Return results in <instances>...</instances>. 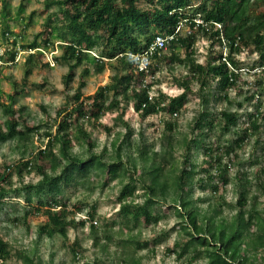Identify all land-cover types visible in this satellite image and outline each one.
<instances>
[{
  "label": "trees",
  "instance_id": "obj_1",
  "mask_svg": "<svg viewBox=\"0 0 264 264\" xmlns=\"http://www.w3.org/2000/svg\"><path fill=\"white\" fill-rule=\"evenodd\" d=\"M262 1L46 0L41 13L47 15L41 31L31 42L21 45L27 51L25 75L20 82L5 76L13 84V91L6 97L0 94V106L6 115L0 125V149L10 140L17 141V147L24 148H20L21 157L17 162L6 160L0 163V211L10 202L17 203L14 198L25 193V218L43 220L39 226V238L44 234L66 236L69 227L77 223L75 216L83 215L85 210L83 202L73 201L65 195L66 190L72 185L89 187L93 176H98L101 182L92 189L106 187L120 179L122 186L116 203L122 223L130 230L140 225L150 227L163 218V211L172 209L181 219V237L167 250L175 253L184 264L201 259H205V264H264V258L258 256L260 250L264 251V206L261 210L250 206L245 172L236 174L239 197L232 217L224 215V205L234 206L222 194H219L220 202L207 209H202L194 200L197 187L215 196L221 189L226 190L232 183L229 172L240 160L239 149L255 138L256 145L260 141L264 127V10L259 6ZM54 6L58 7L56 11L51 10ZM3 11L2 17L7 18V7ZM23 11L24 2L17 10V18L23 16ZM197 17L203 23L197 25ZM217 24H221V28ZM4 27L0 29V38L6 39V45L12 42L9 35L21 37V34L14 35L8 24ZM178 28L186 35L181 34L174 42L170 55H153L148 71H140L139 62L132 59L130 53L145 52L156 36L172 35ZM200 34L208 37L212 46L220 44V50L211 51L205 64L199 63L195 57L194 46ZM57 36L61 39V53L53 58L56 64L68 68L64 75L66 88L74 80L76 69L82 67L79 85L73 93L66 90L64 103L56 109L54 117L44 106L47 120L38 125L29 124L20 115L25 107L15 108L14 101L17 96L26 94L30 85H36L29 80L30 64L41 62L40 67L44 69L50 65L47 54L55 47ZM179 48H183L184 56L176 52ZM242 50L258 53L251 68L257 70L252 81L244 79L239 71L242 67L236 54ZM91 51L96 55L93 56ZM14 60L15 54H10L6 46L2 61L13 65ZM163 63L187 68L183 78L175 79L183 92L172 97L159 91L151 98V88L159 81L156 76ZM107 67L113 71L109 82L86 95L83 91L87 85L85 78L93 69L101 73ZM2 75L3 70H0V77ZM194 80L199 83L198 94L206 108L194 118L191 137L180 142L181 160L178 163L173 161L172 133L178 124L169 119L164 120L166 148L158 152L151 150L153 144L149 146L144 142L138 157L133 158L129 152L134 132L123 120V107L131 104L143 118L158 113L179 116L190 101ZM213 81L217 82L216 100H226L232 105L230 92L234 90L239 95L246 94L244 102L252 103L253 111L246 112L243 117L240 111L244 102H239L236 110H222L217 118L207 109ZM245 84L247 88L243 87ZM251 89L256 92L249 94ZM114 111L119 113L114 124L121 121L126 134L122 141L119 136L112 141L111 152L106 145L97 151L98 145L88 126L111 135L115 127L103 123L102 118ZM44 127L45 131L41 133ZM39 132L41 136L46 134L48 141L44 147L40 144L35 151H29L28 143ZM79 145L86 146V151L73 152L72 149ZM26 154L30 158L25 159ZM32 171L41 176L36 184H15L14 173L22 177L24 172ZM140 198L143 201L137 202ZM95 214L96 205H93L85 215L87 218H81L79 223L89 227L95 244L103 238L110 241L115 222L106 224L104 236H100L98 222H93ZM185 214L188 215L187 222L193 226L192 231L184 223ZM12 221L19 222L20 219L15 217ZM167 236L143 239L130 233L125 242L133 245L134 252L143 248L154 250ZM74 244L73 254L77 258L79 241ZM10 255V244L0 235V264L5 263ZM22 257L26 264H36L34 256L24 253ZM93 264H101V261L96 260ZM116 264L142 263L140 258L129 253Z\"/></svg>",
  "mask_w": 264,
  "mask_h": 264
},
{
  "label": "rangeland",
  "instance_id": "obj_2",
  "mask_svg": "<svg viewBox=\"0 0 264 264\" xmlns=\"http://www.w3.org/2000/svg\"><path fill=\"white\" fill-rule=\"evenodd\" d=\"M142 2L144 0H141ZM24 2L23 16L19 19L17 18V10L19 6ZM46 0H1L0 2V20L2 25L0 29H4L5 25L8 24L10 29L16 34H21V37L12 39L8 48L10 54H15L16 61L13 65L1 64L0 70H3V75L0 77V94L5 97L7 94L13 91V84L6 79L5 76H11L12 80L20 82L25 75L26 66V52L20 50V45L31 42L34 39V35L41 31L47 14L41 13L42 9L45 7ZM141 3V2H140ZM142 4V3H141ZM259 6L261 10H264V2H260ZM7 7L8 15L7 18L2 17L4 13V8ZM57 6H54L51 10L56 11ZM190 11V10H189ZM35 14H34V13ZM27 25V27H25ZM0 30V31H1ZM25 30V31H24ZM1 35V34H0ZM182 35H186V32L182 30ZM14 37V36H12ZM17 41L15 44L13 41ZM61 39L57 36L55 37V47L48 52V59L53 58L61 53ZM7 43L6 39L0 38V51L3 45ZM3 44V45H2ZM196 50L195 57L199 63L205 64L207 61L209 53L211 51L216 52L220 50V44L212 46L211 40L200 34L195 46ZM180 49V48H179ZM3 50V49H2ZM168 52L167 55H170ZM184 56V50H176ZM92 55L95 56L96 52L91 51ZM236 58L241 62V69L239 70L243 74V78L249 81L253 80V73L257 70H253L252 65L257 61L258 53H247L236 54ZM55 61V60H54ZM41 62L31 63V72L29 74L30 82L36 85H30L28 87V92L26 94L17 96L14 101V107L19 108L24 106V110L20 113L23 118L29 124L38 125L41 122L47 120V114L42 108L45 106L51 117L56 115V109L64 103L66 92L73 93L74 90L79 85L80 74L82 72V67L76 69V75L74 80L67 87L64 75L67 73L68 68L66 65L55 64L53 66L49 65L45 69L41 66ZM113 71L110 67H107L105 71L98 73L95 69L85 78L87 85L83 89L86 95L93 94L97 88L101 85H105L109 82ZM187 74V68L173 64L172 67L166 65L165 63L160 65V70L157 73L156 78L159 80L156 83L158 90L168 94L169 96H177L183 92L182 87H180L175 80L176 78H183ZM217 82H212V88L209 91L211 95L207 109L211 111L217 118L221 115V111L225 109L236 110L239 102H244L245 95H239L237 91L230 92V99L232 105L226 100H216L217 91L215 89ZM247 88L246 84L243 85ZM193 93L190 95V101L186 108L182 111L179 116L169 117L162 113L147 116L145 118L141 117L132 105L123 107V120L128 122L133 129L132 136V149L129 152L133 158H137L139 155V150L141 143H146L147 145H152L151 150L161 152L163 148H166V137H165V125L164 120L176 121L178 126L173 131V144L175 145L174 157L176 163L181 160L182 149H180V142L184 138L191 137V127L194 118L203 111L204 108L201 104V98L199 96V83L194 80L191 84ZM67 90V91H66ZM256 92L255 89H251L249 94ZM264 99V94H263ZM8 101V99L6 100ZM253 111V105L249 102H244L243 108H241V114ZM119 115L118 111L108 112L103 118L102 122L108 126L115 127V130L111 135H106L104 132L94 131L88 126L89 132H91L93 138L96 140L98 145L97 151H101L106 145L109 152H111L112 141L117 137H121L126 134V128L122 125L121 121L115 123V118ZM6 119V115L3 111L2 106H0V125ZM47 129V128H46ZM55 130L53 125L52 131ZM45 131L40 130L41 133ZM35 133L32 136V142L28 143V150L35 151L36 147L40 144H44L48 141V136L46 134ZM143 135V136H142ZM41 136V138H40ZM259 143L256 145V138L249 142L245 147L239 149L238 154L240 157L239 161L235 162V165L230 170V176L232 183L228 185L227 189H221L217 196L213 195L209 191H203L201 187H197L194 193V200L198 201V205L202 209H207L211 205H215L217 201L220 202L219 194H222L227 202L232 204L234 207L223 206L224 215L227 217H232L236 212L237 201L239 197L238 190V180L236 174L238 172H245V177L247 179L246 188L249 196V204L256 206L261 210L264 206V127L262 129L261 135L259 136ZM125 148L127 145L124 146ZM22 147H17V141L10 140L2 144L0 149V163L4 161L17 162L21 157L20 150ZM86 146H75L72 151L75 153L86 151ZM198 155V154H196ZM200 155H198L197 158ZM30 158L29 154L25 157ZM201 159V158H200ZM244 163L240 164V163ZM14 173L15 184L20 186V184L33 183L36 184L41 176L36 172L32 171L30 173L24 172L23 176L20 177ZM100 178L98 176H93L89 187H84L82 185L69 187L65 195L72 198L73 201L83 202L85 205V210L82 212L86 215L87 211L96 205L95 219L97 220V228L99 230L100 236H104L106 224L115 222V226L112 228L111 235L112 239L107 241L106 239H101L98 244L94 243V239L91 236L90 229L88 226H83L79 223L83 215L75 216L76 225L69 227L67 235L63 236L57 234L54 237H49L46 234L39 238V226L43 220H39L35 217L25 218L24 204H26L24 193L20 195V198H14L20 203L10 202L3 207L0 211V235L10 244L11 255L7 261L3 264H26L22 254H27L34 256L36 264H93L96 260H100L101 264H116L121 257H126L129 253L134 254L135 257L141 259L142 264H184V261L178 260L175 253H169L167 248L173 246L175 241L181 237L179 224L181 219L173 212L172 209L163 211V218L158 222V224H153L150 227H144L140 225L135 229L130 230L125 223H122V219L117 215L119 205L116 203L117 194L121 188L120 179L112 181L108 186L101 187L98 185ZM125 182V181H124ZM142 191H140L141 193ZM14 195V194H13ZM12 195V196H13ZM199 198L205 199V201H200ZM140 198L137 202H142ZM18 217L19 222H13L12 219ZM188 215H184V223L188 225L190 230H193V226L189 225ZM138 234L143 239H149L153 236H160L163 234L168 235L167 239L153 249L143 248L134 252L133 245L126 244L125 240L128 235ZM79 241L80 252L77 258H74L73 246L74 242ZM103 244H106L104 247ZM259 258H264V251L260 250ZM205 259L197 260L192 264H205ZM2 264V263H1Z\"/></svg>",
  "mask_w": 264,
  "mask_h": 264
},
{
  "label": "built area",
  "instance_id": "obj_3",
  "mask_svg": "<svg viewBox=\"0 0 264 264\" xmlns=\"http://www.w3.org/2000/svg\"><path fill=\"white\" fill-rule=\"evenodd\" d=\"M197 25L203 23L201 19L196 20ZM219 28H221V24H217ZM181 34V28H178L176 32L172 35H158L155 37L154 41L148 46V48L143 53H130L132 59H136L139 62V69L140 71H148V66L150 64V58L158 54L159 56L163 55L164 53H168L171 50V45L174 41H176ZM247 53V50H242L239 54ZM227 55V52L224 51V56ZM228 65L231 69H233L232 65L228 62ZM158 88L155 84L151 88L150 97L158 95ZM168 95V94H167ZM176 116V114H175ZM85 215L82 216V219H86ZM97 223V221H93Z\"/></svg>",
  "mask_w": 264,
  "mask_h": 264
},
{
  "label": "clouds",
  "instance_id": "obj_4",
  "mask_svg": "<svg viewBox=\"0 0 264 264\" xmlns=\"http://www.w3.org/2000/svg\"><path fill=\"white\" fill-rule=\"evenodd\" d=\"M197 19H201V18H200V17H197ZM197 19H195V21H196ZM181 34H182V30H181ZM181 34H180V35H181ZM8 37L10 38V41H12V39H14V38H17V37H15V36L12 37V36H10V35H9ZM179 38H180V37H179ZM179 38H178V39H179ZM178 39H177V41H178ZM174 42H175V41H174ZM174 42H173V44H172L171 46L174 45ZM9 44H10V42H9ZM9 44L6 45V42H5L4 45L2 44V45H3V48H2L3 50L1 49V51H0V62H1L2 65H3V64H7V63H5V62L2 61V56H3L4 53H5L6 46H7V49L10 50V49L8 48V45H9ZM175 44H177V43H175ZM181 49H183V48H181ZM20 50H22V51H24V52L27 53V51L24 50V49L21 47V45H20ZM176 50H177V49H176ZM178 50H180V49H178ZM170 51H172V49H171ZM182 56H183V55H182ZM48 60H49V63H50L51 66H53V65L55 64V63H54V62H55V61H54V58H51V59H48ZM14 61H16V58H15ZM159 91H160V90H158V92H159ZM162 92H163V91H162ZM132 107H133V106H132ZM133 109H134V108H133Z\"/></svg>",
  "mask_w": 264,
  "mask_h": 264
}]
</instances>
